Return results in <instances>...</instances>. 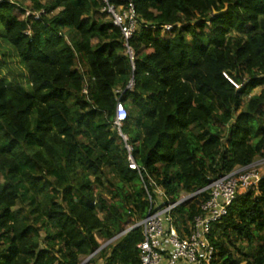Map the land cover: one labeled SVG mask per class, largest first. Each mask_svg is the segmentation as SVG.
I'll use <instances>...</instances> for the list:
<instances>
[{"label": "trees", "instance_id": "obj_1", "mask_svg": "<svg viewBox=\"0 0 264 264\" xmlns=\"http://www.w3.org/2000/svg\"><path fill=\"white\" fill-rule=\"evenodd\" d=\"M129 2L125 41L106 8ZM0 40L28 85L0 76V264H80L145 217L156 187L175 202L264 157V0H0ZM207 198L174 207L179 232ZM142 238L91 261L140 264ZM211 238L210 264H264V175Z\"/></svg>", "mask_w": 264, "mask_h": 264}, {"label": "built area", "instance_id": "obj_2", "mask_svg": "<svg viewBox=\"0 0 264 264\" xmlns=\"http://www.w3.org/2000/svg\"><path fill=\"white\" fill-rule=\"evenodd\" d=\"M103 1L107 2V0ZM106 10L112 15L114 24L120 28L127 41L137 26L133 3L129 2L127 7L117 8L108 5ZM170 28V25L164 26L165 30ZM125 47L129 58L133 60V52L127 42ZM132 86L133 80H130L127 88ZM82 91L87 93V87ZM126 118L127 110L123 103L117 100L113 126L123 138L128 151V167L138 170V165L131 155L132 147L127 142L128 137L121 131L122 123ZM261 167H264V157L254 160L249 165L237 166L198 190V193L207 191L208 198L199 205V213L188 224L187 231L179 232L174 225L171 212L175 206L192 198L191 194L181 195L175 202L165 199L159 201L157 198L149 197L150 205L145 217L127 223L121 236L135 228L141 229L143 238L137 244L140 264H210L215 256V246L211 238L213 225L227 214L228 207L237 195L257 185L264 175L259 172ZM96 254L94 253L89 259L85 258L80 264H102L99 261H91Z\"/></svg>", "mask_w": 264, "mask_h": 264}, {"label": "rangeland", "instance_id": "obj_3", "mask_svg": "<svg viewBox=\"0 0 264 264\" xmlns=\"http://www.w3.org/2000/svg\"><path fill=\"white\" fill-rule=\"evenodd\" d=\"M59 11V9H56L52 12H50V15H53L55 13H57ZM1 54H4L3 58L1 56ZM2 59H4L6 61L7 64H3L1 63ZM0 76H4L6 78H9L10 80H13L14 78L19 81L22 85H24V87L27 88V81L25 79V72L23 70V68L21 67L20 62L17 60V58L14 56V53H11L8 49V47L5 45V43H3L0 40ZM259 91V88H256L255 90H253V93H257ZM132 133H130L131 135ZM261 157H256L255 160L260 159ZM259 172L261 174H264V167H261L259 169ZM154 194L157 197V199L159 201H164L165 199V194L162 188L156 187L154 190ZM185 195V193H181L180 196ZM19 205V204H18ZM131 222V221H130ZM127 225V223L123 224L122 227L124 228ZM119 238H116L115 240L111 241L109 244H114L116 243ZM97 241L99 243V246L103 245L107 240L106 239H101L99 237H97ZM106 247V246H105ZM104 247V248H105ZM96 256V255H95ZM87 256H80V261L82 262L83 260H85ZM99 262H103V260H99Z\"/></svg>", "mask_w": 264, "mask_h": 264}, {"label": "water", "instance_id": "obj_4", "mask_svg": "<svg viewBox=\"0 0 264 264\" xmlns=\"http://www.w3.org/2000/svg\"><path fill=\"white\" fill-rule=\"evenodd\" d=\"M227 4H225L224 8L221 9L219 12H224L227 9ZM214 14H217L218 11H214ZM199 191H196L194 193L191 194V197H193L194 195H196ZM124 233L123 230L119 231L116 235H114L113 237H111L110 239H108L103 245L99 246L95 251H93L91 254H89L86 258L89 259L91 258L94 253H97L98 251H100L102 248H104L105 246H107L111 241H113L114 239H116L117 237L121 236Z\"/></svg>", "mask_w": 264, "mask_h": 264}]
</instances>
